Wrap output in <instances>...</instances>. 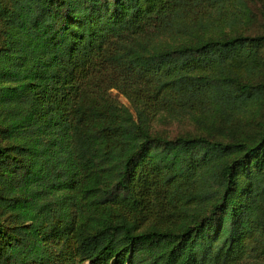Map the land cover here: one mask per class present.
<instances>
[{
  "label": "trees",
  "instance_id": "trees-1",
  "mask_svg": "<svg viewBox=\"0 0 264 264\" xmlns=\"http://www.w3.org/2000/svg\"><path fill=\"white\" fill-rule=\"evenodd\" d=\"M262 29L264 0H0V264H264Z\"/></svg>",
  "mask_w": 264,
  "mask_h": 264
},
{
  "label": "rangeland",
  "instance_id": "rangeland-1",
  "mask_svg": "<svg viewBox=\"0 0 264 264\" xmlns=\"http://www.w3.org/2000/svg\"><path fill=\"white\" fill-rule=\"evenodd\" d=\"M261 33H264V29L262 30H258ZM112 97L117 100L119 103L128 106L127 101L121 96L119 95L117 92L112 91L111 93ZM157 130L159 131H164L166 132L167 136L173 137L182 133H185L187 131L192 130L191 125L189 123H175L171 126L169 125H159L156 127ZM84 264H90L88 263H84Z\"/></svg>",
  "mask_w": 264,
  "mask_h": 264
}]
</instances>
